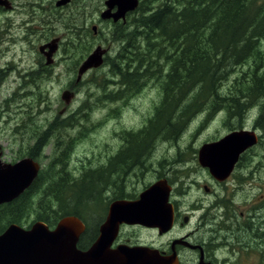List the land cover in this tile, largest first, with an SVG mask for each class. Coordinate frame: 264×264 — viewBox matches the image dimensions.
I'll list each match as a JSON object with an SVG mask.
<instances>
[{"label":"trees","instance_id":"obj_1","mask_svg":"<svg viewBox=\"0 0 264 264\" xmlns=\"http://www.w3.org/2000/svg\"><path fill=\"white\" fill-rule=\"evenodd\" d=\"M110 36L119 47L109 59L110 78L102 80L113 88L103 94V104L125 98V92L134 94L150 80L161 93L146 124L122 132L124 146L153 147L154 138L175 140L197 115L227 117L229 131H234L256 108L253 123L264 129V0H139ZM78 121L73 113L66 123L53 119L42 135L34 131L25 156L39 161L53 137L58 150L65 138L58 130L63 128L65 134L68 127L80 125ZM64 154L42 164L32 185L0 206V233L11 224H27L32 211L34 220L48 227L66 216L87 220L92 190L106 187L114 158L106 168L92 169L98 172L93 179L87 182V173L78 182L66 171Z\"/></svg>","mask_w":264,"mask_h":264},{"label":"rangeland","instance_id":"obj_2","mask_svg":"<svg viewBox=\"0 0 264 264\" xmlns=\"http://www.w3.org/2000/svg\"><path fill=\"white\" fill-rule=\"evenodd\" d=\"M20 1L28 3L31 0ZM99 1L93 0V9L90 8L92 3L86 10H74L72 6L71 9L64 11L62 17L56 13L54 17L43 18L44 21L39 20L37 24L28 25L26 34H23L19 29L18 33L15 31L11 34L8 33L0 41V151L3 162L12 163L27 157L25 154L34 142V131L35 135H42L53 119L56 118L60 123H66L67 118L74 113L75 117L79 116L80 125L68 127L65 134L63 128H60L58 130L62 133L60 137L62 139L65 137L63 145L56 150L53 145L55 143L53 137L42 150L39 161L47 165L58 157L61 151H65L66 171L78 182L82 180L84 174L88 173V182L98 175L97 171L92 173L91 170L101 169L98 166L101 167L102 163L105 160L108 161L119 147L125 145V134L122 132L138 130L150 118L153 107L161 96L159 85L152 80L147 81L132 95L125 92V98L106 101V104L101 101L104 93L113 90L109 84L102 83L103 79L110 78L109 59L119 47L117 43L110 41V32L113 30V26L111 25L108 30L107 25L100 24L102 35L100 38L97 35L93 37L91 25L83 26L76 23L72 19L73 14H69L73 10L75 13L82 10L90 18L89 12L92 14L97 10L95 3ZM0 21H2L1 16ZM14 25L11 21H5L0 25V28L11 29L12 27L14 30ZM108 35V41H105L102 37ZM54 38L62 41V45L59 51L57 50L53 55V64L47 67L42 65L39 68L37 64L39 61L45 64V59L38 52V46ZM98 43L109 47L108 54L105 56L107 65L87 71L75 85L77 67ZM261 48L264 52V39L261 41ZM39 55L43 58L42 60ZM30 66L34 68L35 72L39 71V74L26 76L25 70L28 71ZM45 68L48 69L46 74L42 70L40 71ZM17 69L19 70L17 71ZM32 78L33 82L31 83ZM99 85L101 86L99 87ZM65 90L74 93V97L68 105H65L61 99V94ZM257 112L256 108L253 109V116L248 117L247 123L236 129L255 132L258 141L252 150H249L252 151L250 156L255 158L258 153L257 158L262 159L263 163L262 170L253 171V180L241 182L243 192L240 195H243L247 200L258 199L260 196L261 200H264V129L256 128L253 123ZM67 124H70V121ZM228 131L227 117L197 115L186 123L176 142L170 139L154 138V144L151 147L144 139L147 146L151 149L154 148L153 154H150L151 163L149 164L156 172L146 171V167L136 170L130 168L124 172L126 164L128 168V162L124 163V168H121L119 172L114 171L115 166H111L112 170L108 176L106 187L92 190L91 195L94 202L91 205L93 208H91V214H87L88 225L96 224L98 220L96 217L101 214L103 205L108 203L115 193L121 192L124 187L128 194H139L142 189L154 182L156 176L159 177L165 171L166 164L173 165L174 171L170 178L196 175L200 170L197 164L199 148L204 143L218 140ZM65 144L69 146H65ZM178 145L179 153L176 148ZM247 154L240 164L243 169ZM178 155L179 160L183 163V169L180 165H174V159L178 158ZM132 170L134 172H131ZM233 185L235 186V183ZM190 193L191 195L183 198V208L191 205L193 196L196 194L195 188H191ZM34 217L35 212L32 211L27 219V224L22 227L28 228L36 222ZM137 235L144 236L138 231Z\"/></svg>","mask_w":264,"mask_h":264},{"label":"flooded vegetation","instance_id":"obj_3","mask_svg":"<svg viewBox=\"0 0 264 264\" xmlns=\"http://www.w3.org/2000/svg\"><path fill=\"white\" fill-rule=\"evenodd\" d=\"M58 1L60 0H31L26 3L20 0H0V16L2 20L0 21V25L5 21H11L15 24L13 26L15 27L14 30H12V27L11 29L0 28V41L8 33L11 34L13 31L18 33L19 29L22 30L23 34H26L28 25L37 24L39 20L44 21L43 18L54 17L56 13L59 17H62L64 11L69 8L71 9L72 6L74 10H86L90 3H92L90 8L93 9L94 7L93 0H88V2L87 0H79V2H76L77 0H68L65 4L59 6L57 5ZM105 1L100 0L98 3H95L97 10L92 14L89 12L90 18L82 10L76 13L73 10L69 14H73L72 19L74 22L83 26L91 25L93 37L97 35L100 38L103 32L99 28L100 24L107 25L109 30L111 25L124 24L126 17L132 13L128 12L124 21L118 20L114 22L112 18L103 20L100 15L106 9ZM114 11L115 9L112 10V12ZM18 20L19 22H16ZM93 23L97 24L93 25ZM105 33L107 34V31ZM108 37L109 35L102 38L108 41ZM45 44L39 45L38 49ZM61 45L62 41L58 40V51ZM97 47L105 50L102 58L104 63L107 59L105 56L108 54L109 47H104L101 43L95 44V48ZM41 56L45 59V64L39 61L38 64L36 63L39 68L42 65H46L47 67L53 64V56L51 64H46L45 56L42 54ZM41 56L40 60L43 59ZM41 70L45 74L48 72L47 68ZM24 74L30 77L34 74H39V71L35 72L34 68L30 66L28 71L25 70ZM79 81L75 80L74 84L76 85ZM32 82L33 78L31 79ZM177 139H175V142ZM176 148L179 153V145ZM252 148L253 146L239 155L229 175L222 180L214 178L206 168H202L199 165L198 152L197 164L200 170L197 171L196 175H187L185 178L180 176L170 178L172 176L171 173L174 171L173 165L166 164L167 168L165 171L159 177L156 176L152 184L158 181H165L170 187L168 201L173 209L170 228L163 232L158 227L127 224L125 222L120 223L109 249L117 251L120 247L144 248L149 252H156V255L160 259L155 261L161 262V264H264V200H261V196L258 199L247 200L244 199L243 195H240L243 192L241 182L243 180L247 182L253 180V171L259 172V170L263 169L262 159L257 158L259 154L257 153L255 158L250 156L252 151L249 150H252ZM153 149L149 146L119 147L113 156H111L114 158V163L112 164V166H115L114 171L119 172L120 163L125 161L126 163L128 162V168L126 164L124 172L128 169L130 170V168H135L136 170L143 167H146V171L156 172L149 164L151 163L150 154H153ZM246 154L247 158L243 169L240 164H242V160L246 157ZM143 162L146 163L144 164ZM174 162V165L182 167L183 163L179 160V155L178 158L174 159ZM107 166L108 161L105 160L100 168H106ZM108 170L111 172L112 167ZM131 172H134V170ZM104 182L107 183V179ZM234 183L235 186L233 185ZM191 188H195L196 190V194L193 196L190 205L191 207L183 208V198L189 194L191 195ZM145 189H142L140 193ZM139 194H128L123 187L121 192L115 193L107 206L101 209V214L96 217L98 219L96 224L88 225V220L85 222L81 221L83 231L78 236L76 243L77 250L86 252L93 245L99 236L100 227L105 221L109 205L112 202L117 200L134 201L138 199ZM54 228L55 225L49 227L50 230ZM137 231L144 236H138Z\"/></svg>","mask_w":264,"mask_h":264},{"label":"water","instance_id":"obj_4","mask_svg":"<svg viewBox=\"0 0 264 264\" xmlns=\"http://www.w3.org/2000/svg\"><path fill=\"white\" fill-rule=\"evenodd\" d=\"M67 1L60 0L57 5ZM138 3L139 0H106V9L100 17L103 20L112 18L114 22L124 21L126 14L133 12ZM57 42L58 39H53L39 47L46 64L52 63ZM104 54V49L95 48L79 66L76 80L79 81L88 70L99 68ZM73 96L72 92L66 90L62 92L61 99L68 105ZM257 141L254 131H232L217 141L203 144L198 150V163L214 178L222 180L229 175L239 155L256 145ZM39 169V164L30 158L20 159L13 164L3 163L0 152V205L12 202L28 189ZM169 194L170 187L166 182L158 181L141 192L137 200L112 202L98 238L86 252L76 248L78 236L83 231V224L77 217H63L53 230L43 222H35L29 229L11 224L0 235V264H161L155 261L160 259L156 252L140 247H120L117 251H111L109 246L118 225L123 222L167 231L173 218Z\"/></svg>","mask_w":264,"mask_h":264}]
</instances>
